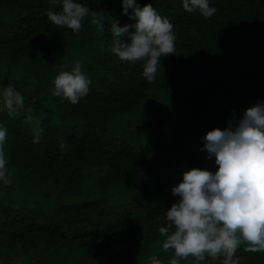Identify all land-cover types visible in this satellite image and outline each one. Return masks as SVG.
<instances>
[{
  "label": "trees",
  "instance_id": "trees-1",
  "mask_svg": "<svg viewBox=\"0 0 264 264\" xmlns=\"http://www.w3.org/2000/svg\"><path fill=\"white\" fill-rule=\"evenodd\" d=\"M76 2L105 12L103 31L90 15L78 33L53 25L47 11H60L61 0H0L9 177L0 180V264H149L153 255L168 264L173 253L163 251L158 230L179 199L172 187L190 168L215 173L205 134L264 103V0H208L217 10L209 19L187 12L183 0H136L167 18L176 37L153 83L142 76L144 61L112 52L111 24L136 22L122 14V0ZM77 62L91 83L73 105L52 90ZM8 85L24 97L15 118L3 105ZM29 115L43 129L39 143ZM237 257L264 264V252L244 246Z\"/></svg>",
  "mask_w": 264,
  "mask_h": 264
},
{
  "label": "clouds",
  "instance_id": "clouds-1",
  "mask_svg": "<svg viewBox=\"0 0 264 264\" xmlns=\"http://www.w3.org/2000/svg\"><path fill=\"white\" fill-rule=\"evenodd\" d=\"M183 8L189 13L198 9L205 19L217 11L208 0H183ZM122 14L136 22L122 27L116 21L111 24L112 52L132 64L144 61L142 76L153 83L161 57L175 53L173 25L151 4L141 7L136 0H122ZM89 15L91 24L103 31L102 9L93 11L76 0H61L60 11H47L53 25L73 33L81 30L82 21ZM129 28L134 31L129 33ZM126 35L130 42L121 39ZM90 83L77 62L71 71H61L54 78L52 95L75 105L87 96ZM2 100L9 117L15 118L24 108L23 95L12 85L4 88ZM24 122L33 125V143H39L43 132L39 121L29 115ZM204 141L207 158L214 156L218 168L215 173L190 168L172 187V194L179 199L166 211L167 224L158 230L164 237L163 251L173 253L168 264H181L189 257L195 264H204L206 257L220 260V264H239L234 256L241 246L246 252H264V103L247 108L240 118L233 117L225 129L208 131ZM6 142L7 128L0 127V180L4 183L9 182ZM60 147L67 150L63 141ZM149 264L163 262L153 255Z\"/></svg>",
  "mask_w": 264,
  "mask_h": 264
}]
</instances>
